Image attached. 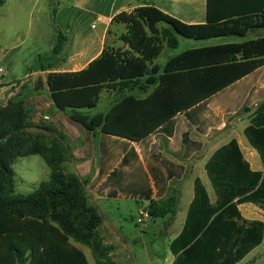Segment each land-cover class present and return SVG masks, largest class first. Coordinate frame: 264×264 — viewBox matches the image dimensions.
I'll return each mask as SVG.
<instances>
[{"label":"trees","instance_id":"trees-1","mask_svg":"<svg viewBox=\"0 0 264 264\" xmlns=\"http://www.w3.org/2000/svg\"><path fill=\"white\" fill-rule=\"evenodd\" d=\"M5 1L0 0V6ZM112 23L125 26L119 40L126 49L105 46L85 69L46 76L55 107L68 111L69 119L87 131L131 142L159 130L171 134L178 114L191 118L193 109L264 67V37L187 49L168 56L164 64L154 63L164 49L178 47V36L243 39L264 29V0H207V21L200 25L184 24L152 6L120 13ZM65 42L59 33L51 51L40 59L59 55ZM105 90L114 93L111 104L91 113ZM135 91L141 97L133 95ZM23 103L16 98L0 103V264H89L74 243L86 246L96 264H104L112 247L102 244V219L88 203L82 182L63 168L69 155L61 135L44 125L39 129L48 137H26ZM242 133L264 163V100ZM186 141L195 148L200 145ZM30 155L43 158L49 178L27 195L15 194L12 164ZM204 170L215 203L195 177L183 227L169 245L172 264H237L264 238V223L242 219L237 208L249 203L264 212V172L250 169L235 139L218 148ZM177 202L174 195L151 201L148 217L168 216L172 221Z\"/></svg>","mask_w":264,"mask_h":264},{"label":"crops","instance_id":"crops-1","mask_svg":"<svg viewBox=\"0 0 264 264\" xmlns=\"http://www.w3.org/2000/svg\"><path fill=\"white\" fill-rule=\"evenodd\" d=\"M145 6L155 7L187 25H200L207 21V0H72L68 5V11H72V15L65 25L67 35L62 33L60 25L55 24V36L46 38L49 49L42 51L44 54L49 53L57 35L61 33L66 37L61 53L46 59L49 61L46 65L38 61L29 66L24 65L21 77L13 74L16 69L13 60L8 78L1 81L0 103L5 105L16 95H27L28 100L25 101H30L35 110L37 109L32 114L31 121L39 123L44 119L47 126H51L61 135L69 155L63 168L65 172L76 175L82 182L88 203L96 208L102 222L103 214L107 215L106 205L111 201L138 202L141 205L137 209L139 213L151 201L176 196L178 202L174 218L172 221H164L160 232V236L166 238L164 244L169 251L170 243L183 227L193 198L191 185L195 177L202 181L210 203H215L214 191L207 179L204 165L218 148L235 139L250 169L264 172L263 161L256 151L248 146L242 133L250 124L253 111L264 100V67L226 87L207 100L202 108L193 109L191 118H187L184 112L178 114L174 118L171 134L159 130L140 142H131L103 135L99 131L85 130L69 119L68 111H60L55 107L46 85V76L52 72L70 73L85 69L101 54L105 46L114 50L126 49L127 46L119 40V32H124L125 26L113 24L112 19L120 13H129ZM93 22L96 23L95 26ZM83 27L90 29V32L84 33ZM38 32L36 27L28 36L44 41V38H39ZM248 35H251L249 39L264 37V29L253 30ZM245 38L215 39H222L223 42L219 44H224L248 40ZM213 45L218 44L188 49ZM171 51L164 49L163 53L166 52L167 56L163 62H159L160 56L154 63L164 64L166 58L172 56ZM40 52V48L35 49L36 60H40V55H44ZM6 59L5 56L2 57V61ZM18 82H21V85L15 86ZM113 98L114 93L111 90L103 91L96 108L90 112L105 111ZM243 108H246V111ZM33 128L36 129L34 126ZM186 140L200 145L196 148L189 146ZM182 199L186 200L184 215L180 218L179 227L171 234L178 219ZM237 208L242 219L264 223V212L254 205L241 204ZM164 218L168 219V216ZM106 227L113 236L124 235L122 227L117 228L113 222ZM74 246L83 252L90 264V250L78 243H74ZM158 257L162 260L160 264H172L174 261L170 251Z\"/></svg>","mask_w":264,"mask_h":264},{"label":"rangeland","instance_id":"rangeland-1","mask_svg":"<svg viewBox=\"0 0 264 264\" xmlns=\"http://www.w3.org/2000/svg\"><path fill=\"white\" fill-rule=\"evenodd\" d=\"M72 0H6L0 6V67L4 69L3 76L0 75V81L8 78L11 64L15 63L13 74L21 77L23 66H29L37 61L46 65L49 61L45 59L36 60L35 49L40 48L47 51L49 44L48 36H55L54 25H60L62 33L66 36V22L70 21L72 11H68V5ZM70 16V17H69ZM87 21V20H82ZM95 26L96 23L93 22ZM84 26V25H83ZM38 29L39 38L33 39L28 35L35 28ZM90 32V29L83 27V32ZM126 31V30H125ZM119 32V34H124ZM248 35L245 39H249ZM179 45L172 50V55H178L185 49L197 46H207L219 44L222 39L194 40L178 36ZM7 58L2 61V57ZM167 56L164 52L159 62H163ZM14 60V63H13ZM162 64V63H161ZM3 77V78H2ZM133 95L141 97L137 91ZM26 96V97H25ZM22 100L24 110L27 114L28 127L25 129L26 137L36 138V136H46L39 127L45 124L44 119L39 123L32 122V114L36 112L32 104L26 102L27 95L10 98L9 100ZM31 126V127H30ZM33 126L36 128L34 129ZM14 172V193L18 195H27L37 188L38 184L49 178V169L43 158L39 155H30L15 159L12 164ZM192 186V185H191ZM192 190V187H191ZM185 199L180 201L178 209V219L172 227L171 234L179 227L180 218L184 215ZM141 205L133 200L111 201L106 205L107 215L103 214L104 222H101L98 228V235L102 240L104 247H112V251L107 252L104 264H160L162 261L158 255L169 252L165 247L166 238L160 236L163 222L167 218L150 219L147 217L142 224H137L140 218L137 209ZM110 217L111 219L107 218ZM113 222L117 228L122 227L124 235L113 236L110 234L106 225ZM118 239V240H117ZM165 243V244H164ZM127 247V249H125ZM115 248V249H113ZM90 264H96V258L89 257ZM112 262V263H111ZM239 264H264V241L261 245L250 252Z\"/></svg>","mask_w":264,"mask_h":264},{"label":"built area","instance_id":"built-area-1","mask_svg":"<svg viewBox=\"0 0 264 264\" xmlns=\"http://www.w3.org/2000/svg\"><path fill=\"white\" fill-rule=\"evenodd\" d=\"M4 74V69L2 67H0V75L3 76ZM21 85V82H18L15 84V86H19ZM0 86H1V81H0ZM138 215L140 216L139 219H137V224H142L144 222V220L148 217V212L146 210V208L142 209Z\"/></svg>","mask_w":264,"mask_h":264}]
</instances>
